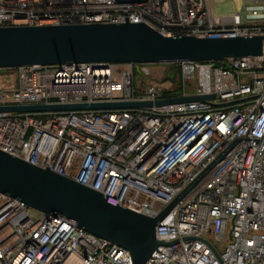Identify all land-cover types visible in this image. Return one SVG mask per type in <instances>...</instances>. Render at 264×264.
I'll list each match as a JSON object with an SVG mask.
<instances>
[{
  "label": "built area",
  "instance_id": "1",
  "mask_svg": "<svg viewBox=\"0 0 264 264\" xmlns=\"http://www.w3.org/2000/svg\"><path fill=\"white\" fill-rule=\"evenodd\" d=\"M215 4L125 5L129 23L165 37H263L261 56L221 66L179 62V94L166 95L168 81L166 89L136 84L135 74L151 75L142 64L118 71L111 64L18 67L14 90L0 91V107L214 96L146 108L0 113V151L10 156L146 217L178 199L156 226L163 245L146 264H264V0H240L239 11L226 16L214 14ZM124 22L114 0H0V27ZM0 264L132 261L127 250L75 223L0 195Z\"/></svg>",
  "mask_w": 264,
  "mask_h": 264
},
{
  "label": "water",
  "instance_id": "2",
  "mask_svg": "<svg viewBox=\"0 0 264 264\" xmlns=\"http://www.w3.org/2000/svg\"><path fill=\"white\" fill-rule=\"evenodd\" d=\"M114 1L123 6L124 23L0 27V69L33 65L215 63L262 55V36L165 37L143 23L128 22L125 5L146 0ZM213 98V95H204L168 98L154 103L7 106L0 107V113L133 109L205 102ZM0 195L20 201L39 213L67 219L77 228L124 248L132 264H146L153 252L163 245L156 238V226L178 201L176 199L156 217H146L105 200L101 193L57 175L47 167L40 169L2 151Z\"/></svg>",
  "mask_w": 264,
  "mask_h": 264
},
{
  "label": "rangeland",
  "instance_id": "3",
  "mask_svg": "<svg viewBox=\"0 0 264 264\" xmlns=\"http://www.w3.org/2000/svg\"><path fill=\"white\" fill-rule=\"evenodd\" d=\"M214 14L218 16H226L233 12H238L240 9V0H214ZM149 70H151V75H144L142 73L135 74L136 84H140L142 80H146L155 84L161 89L168 88L165 84L166 70L167 67L155 66V65H146ZM115 71L127 69L126 65H115ZM197 84V79H190L187 82V92L189 94L194 93L195 85ZM17 85V75L14 69H0V91H11ZM223 247H221L222 249Z\"/></svg>",
  "mask_w": 264,
  "mask_h": 264
},
{
  "label": "trees",
  "instance_id": "4",
  "mask_svg": "<svg viewBox=\"0 0 264 264\" xmlns=\"http://www.w3.org/2000/svg\"><path fill=\"white\" fill-rule=\"evenodd\" d=\"M214 64L216 66H221L224 63L215 62ZM165 67H167V70H166L167 75L165 77V80L168 81L169 84L171 85V91L166 93V95L174 96L176 94H179L181 92V89H182V73H181L180 64L173 63V64L166 65ZM169 76L171 78H169Z\"/></svg>",
  "mask_w": 264,
  "mask_h": 264
}]
</instances>
